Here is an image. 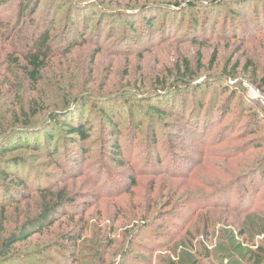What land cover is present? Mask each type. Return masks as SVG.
<instances>
[{"label": "rangeland", "instance_id": "374dc122", "mask_svg": "<svg viewBox=\"0 0 264 264\" xmlns=\"http://www.w3.org/2000/svg\"><path fill=\"white\" fill-rule=\"evenodd\" d=\"M27 1L0 0V169L27 181L0 176V264L264 261V0Z\"/></svg>", "mask_w": 264, "mask_h": 264}, {"label": "trees", "instance_id": "16d2710c", "mask_svg": "<svg viewBox=\"0 0 264 264\" xmlns=\"http://www.w3.org/2000/svg\"><path fill=\"white\" fill-rule=\"evenodd\" d=\"M31 4H32V0H28L25 3V6L23 7V11L24 9L27 10V8L31 6ZM191 7H194V6H191ZM146 22L147 24H149L148 28H151L153 25V22H151L149 19ZM28 54H29V63L33 67V71L30 73V76L34 77V75L36 74L35 72L37 71L40 72V70H42V68L44 67L45 62L52 56L50 34L46 33L45 35L43 36L41 35V37L35 39L33 44L30 45ZM69 108H59L58 110H53L50 113V117L52 119L51 124L56 126L58 123H60L61 128L68 130L71 134H74L81 139L87 140L90 136L88 131L91 128L90 127L91 124L90 123L85 124L82 122L83 121L82 119H76L75 117H71L69 115L70 113H68ZM104 116L106 118V121L115 123L114 116L110 115L108 111L104 113ZM43 140H44V143H39L40 142L39 139H37L36 141L39 144L38 146L39 149L41 148V146H43L42 144L46 145V144L51 143V141L53 140L52 135L47 134ZM116 147L119 148L120 146H116ZM118 151L119 150H117V152ZM8 162L10 164L6 165L4 169H0V176H3L5 179L11 178L17 181L18 183H20L22 186H26L27 181L24 179V177L20 173L16 171L17 169H19L18 167L23 164L21 159L15 158L12 161L7 160V163ZM63 203L64 201H62V197H61V200L57 201L56 203L47 204L46 207L43 209V211L38 216H36L33 219L28 220L22 226L19 233L16 232L12 234L9 238H7L4 241V245L12 247L17 242H20L22 240H27L32 231H35L38 228H43L45 224H48L51 221L52 216L58 212V209H60ZM259 260L256 261L258 262V264H264L263 260L262 261L261 260L259 261Z\"/></svg>", "mask_w": 264, "mask_h": 264}]
</instances>
